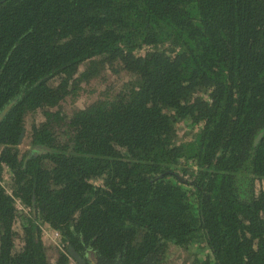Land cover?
Segmentation results:
<instances>
[{
    "label": "trees",
    "instance_id": "obj_1",
    "mask_svg": "<svg viewBox=\"0 0 264 264\" xmlns=\"http://www.w3.org/2000/svg\"><path fill=\"white\" fill-rule=\"evenodd\" d=\"M70 247L264 264V0H0V264Z\"/></svg>",
    "mask_w": 264,
    "mask_h": 264
},
{
    "label": "rangeland",
    "instance_id": "obj_2",
    "mask_svg": "<svg viewBox=\"0 0 264 264\" xmlns=\"http://www.w3.org/2000/svg\"><path fill=\"white\" fill-rule=\"evenodd\" d=\"M108 79L114 82V86H120L123 85L125 83H127V81H129V78L127 75H124V73H121L119 75V80L117 81L113 75L107 76ZM85 91L80 93V96L78 97L76 102H73L70 99H66L62 104L61 107L64 111L66 112H70L71 110L75 109V108H83L86 105H89L91 102H93L99 95V93L102 91L103 87H100L98 85H96V87L92 86V87H88L85 86ZM38 115V114H37ZM37 115H33L31 116L32 118H37ZM27 127H29L30 125V120H27ZM196 129H191V127L187 124H180L177 127V136H178V141H185L187 138H189V134L195 132ZM18 148L20 149V151H26L27 149H29V140L28 138H24V140L22 141V143L18 146ZM8 178V177H7ZM6 178V181H7ZM5 181V182H6ZM7 188V186H6ZM17 209H20L21 207L18 206V204L16 203ZM48 234V235H47ZM51 231L48 228H44L43 231V240L45 242V248L47 251V256L48 259L51 263L54 262V259L56 257V253L53 251L54 247L57 246V241L54 240L50 237ZM193 250V249H192ZM195 250V249H194ZM181 253H175L173 256H170V260L168 262V264H183V258L180 255Z\"/></svg>",
    "mask_w": 264,
    "mask_h": 264
},
{
    "label": "water",
    "instance_id": "obj_3",
    "mask_svg": "<svg viewBox=\"0 0 264 264\" xmlns=\"http://www.w3.org/2000/svg\"><path fill=\"white\" fill-rule=\"evenodd\" d=\"M24 134V132L22 131L21 133V137H20V141L22 138V135ZM69 254L71 256V259L76 263V264H84V260L80 257V255L73 249V248H69Z\"/></svg>",
    "mask_w": 264,
    "mask_h": 264
},
{
    "label": "built area",
    "instance_id": "obj_4",
    "mask_svg": "<svg viewBox=\"0 0 264 264\" xmlns=\"http://www.w3.org/2000/svg\"><path fill=\"white\" fill-rule=\"evenodd\" d=\"M44 231V230H43ZM51 231V230H50ZM48 235V234H47ZM50 237L53 239L54 237V240L57 241V246L59 245V233L57 232H54V231H51V234H50ZM68 264H76L73 260H70V262Z\"/></svg>",
    "mask_w": 264,
    "mask_h": 264
}]
</instances>
